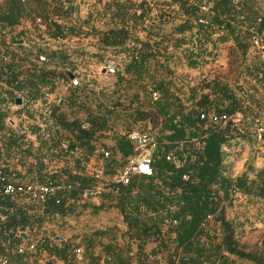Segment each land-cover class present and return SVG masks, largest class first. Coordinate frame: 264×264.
I'll return each instance as SVG.
<instances>
[{
    "label": "trees",
    "instance_id": "16d2710c",
    "mask_svg": "<svg viewBox=\"0 0 264 264\" xmlns=\"http://www.w3.org/2000/svg\"><path fill=\"white\" fill-rule=\"evenodd\" d=\"M202 4L211 13L207 24L197 22ZM98 17L100 26L90 14L80 19L73 0H0V168L19 182L69 187L57 203L0 195V254L7 256V264H37L40 255L64 264H155L158 255L166 264H199L220 260L227 252L246 264H264V219L258 237L246 242L227 215L240 197L264 201V163L255 167L249 162L233 173L242 142L254 143L245 119L264 114V63L257 53L247 61L250 28L264 31V0H104ZM226 43H231L228 64L236 78L245 74L262 86L261 96L237 80L231 84L214 77L190 86L174 74L170 63L183 59L189 68L200 67L215 60ZM40 54L45 60H39ZM109 60L116 86L134 79L158 91L149 109L136 107L127 114L125 132L109 136L113 145L104 141L109 118L125 105L112 100L115 86L104 93L84 68L94 61L100 69ZM66 71L79 79L78 85H71ZM60 88L66 92L63 101L71 111L83 112L84 119L68 118L58 105L61 97L47 101ZM201 113L207 116L201 119ZM210 113L229 120L212 122ZM15 115L22 119L12 126L8 119ZM35 117L40 120L23 119ZM140 122L146 129L133 128ZM133 129L148 130L157 140L152 174L133 175L127 184L113 182L116 170L134 153L127 137ZM27 132L35 136L34 149L25 143ZM61 141L74 151L63 150ZM14 155L24 169L16 167ZM45 155L65 160L50 173L42 162ZM89 162L94 165L90 171ZM94 187H102L97 205L87 202L92 196H83ZM80 199L85 201L80 204ZM76 204L94 212L115 208L124 225L121 242L116 227H97L75 242L42 229L74 212ZM32 242V250L17 252Z\"/></svg>",
    "mask_w": 264,
    "mask_h": 264
},
{
    "label": "rangeland",
    "instance_id": "374dc122",
    "mask_svg": "<svg viewBox=\"0 0 264 264\" xmlns=\"http://www.w3.org/2000/svg\"><path fill=\"white\" fill-rule=\"evenodd\" d=\"M260 1L262 2L263 0H260ZM73 2L74 4H76L77 15L78 17H80V19L90 14L93 16V19H94L93 22L96 25H99V26L101 25L100 18L98 16H100L101 7H102V3L104 2V0H73ZM83 41L86 42V40H72V42H78V43L83 42ZM230 45L231 43H226V44L221 45L215 56V60H213L212 62H209L208 64H204L200 67L189 68L186 66L183 59H177L178 62L176 63L175 66L172 63H170V65L174 71V74L179 79V81L182 83L188 84L190 86L198 82H201L202 80H211L212 78L217 77L221 80L230 82L231 84L237 80L244 85L245 89H249L255 95V97L261 96L263 94L262 86H259L256 82L246 77L245 74H242L238 78H236V72H235L234 66H230L228 64V59L230 58V55H229ZM176 54L177 56L180 55L178 54V52H176ZM258 57L259 56L256 54V51L253 48H249L248 53H247V59H248L247 61L256 59ZM259 58L261 59V57ZM100 65L101 64L95 63L94 61H88L85 64L84 68L90 75L89 77H93V79H97L96 88L98 87L102 89L104 93L106 94H109V92L111 93V91L114 89V86H115L117 91H114L111 94L112 100L117 98L118 101H120V103L125 105L124 109H120L118 106V108L120 109L117 112L118 114L113 115L109 118V124L111 127L109 130H107L109 131V133L104 136V137L109 138V136H112L115 132H118V133L125 132L124 126L126 124V121L129 120V117H127V114L132 112V109L136 107H142L143 109H149L148 104L150 100L153 98H150L148 94V91L150 89L149 84L145 86V84L143 85L141 82L135 81L134 79L133 80L130 79L131 81H126L116 86L114 84L112 75H104L102 77L100 76L101 74L100 72L102 69V67L99 69ZM162 73L163 71L160 70L158 74L160 75ZM65 95H66V92H64L60 88V90H57L55 94L50 95L47 101L49 102L56 101L57 97H61L63 99ZM136 95H137V98H136ZM100 99H101V96H100ZM104 104L107 107L112 106V104L107 101ZM60 106H61V111H63L68 118H72L74 115H78V117H80L81 119H84L83 112L77 113V112L71 111V107L68 106V104H66L63 100ZM36 107L37 109H39L38 104H36ZM10 109L14 110L16 109V107L10 106ZM260 114L261 115L259 116L264 117L263 113H260ZM21 119H22V115L20 116L15 115L13 116V119H12L14 123L13 124H11L10 122L9 123L10 125L15 126V121H19ZM23 119L24 121H27L30 123L40 120L39 118H36V117L29 118V119L23 118ZM136 126L137 127H133V128L146 129V122L137 123ZM149 127H151V125H149L148 128ZM249 131L251 133L252 131L251 127ZM25 143L26 145H28L30 149H34L36 146V139H35L34 134L27 132ZM242 144H243L242 149L238 150L239 157L233 168L234 174L240 173L241 171L239 170L241 169L243 170L246 167V165L249 163V161L252 160V156H253L252 143L248 144L244 141L242 142ZM236 149H239V147L237 146V148H235V151ZM13 157H14L13 160L17 165L16 167L24 169V167L18 164V162L16 161L17 156L14 155ZM49 158H50V155H45L42 158V162L44 165H46L47 167L46 170L49 171L50 173L54 172L55 169H58L62 165L63 161L65 160V158H59V159L53 158L52 160H50L51 158L50 159ZM44 159L47 160L46 164H45ZM262 164L255 165L254 163H252V165H254L255 167H259ZM92 168H94V165L92 164V162L91 163L89 162V165L87 166L88 171H90ZM79 201L81 204L85 200L80 199ZM87 202L97 205L100 202V196L90 198L87 200ZM258 203L260 204L261 201ZM77 205L79 204H76V206ZM260 206L264 207V204L263 205L260 204ZM44 227L45 228H42V229H46L47 232L54 231L62 235L64 238L69 239L70 237L71 238L73 237L72 241L74 240V242L80 238V235L84 233H90L93 229L97 227L98 228L99 227L100 228L101 227L102 228L103 227H116V229L115 228L113 229L115 230V233L117 235L116 238H118V241L121 242L119 235L124 230V225L121 221V216L119 215L118 211L115 208H107L102 211L94 212L89 207L83 208L80 206H77L74 212L66 216L56 217L53 220L48 221L46 224H44ZM75 237H78V239L76 238L77 240H75L74 239ZM98 250L99 248L97 246L94 252H98ZM75 255H76L77 260H80L81 258V248L80 247L75 248ZM48 259H49L48 256L40 255L38 256L36 261H37V264H64L63 262L59 260H53L52 263H49ZM154 263L155 264H166L163 257H160L159 255L155 257Z\"/></svg>",
    "mask_w": 264,
    "mask_h": 264
},
{
    "label": "built area",
    "instance_id": "2783aa9c",
    "mask_svg": "<svg viewBox=\"0 0 264 264\" xmlns=\"http://www.w3.org/2000/svg\"><path fill=\"white\" fill-rule=\"evenodd\" d=\"M211 17V13L206 5L202 4L199 6L197 22L201 24H207ZM260 21V18L257 19ZM250 46L256 51V53L261 57L264 63V31L261 33L257 30L256 27L252 26L250 28V36H249ZM40 61L45 60V56L40 54L38 56ZM104 74L112 75L115 70V65L113 60H109L105 66ZM102 67V68H103ZM71 85H78L79 79L77 77H72L70 79ZM151 96L153 100L157 99L158 91L150 89ZM207 116L205 113L200 114V118L203 119ZM209 119L212 122H226L229 120V117L225 114L218 115L216 113L208 114ZM233 120H238V116L233 117ZM248 123H250L252 127L253 133V154L260 155V152L264 149V118L261 116L256 117H247L245 119ZM129 141L132 143L134 147V153L128 157L127 161L121 165L114 175L112 176V181L121 184H127L130 182L133 175H151V160L152 154L157 146V140L153 133L148 130H131L127 135ZM60 147L72 153L74 150H69L66 141H61ZM103 155L108 157L110 152L107 149H103ZM169 159V156H166ZM47 162L46 160H44ZM186 178V176H183ZM69 187L61 185L59 183H53L48 181L47 183H39V182H19L14 179L13 173L9 174L3 171L0 168V195H26L30 199L45 202L49 199H54L57 203L60 201L59 194L62 191H68ZM102 187H94L90 189H85L83 191V196H92L96 197L101 194ZM208 219L212 218V215H207ZM176 221L172 220V224H175ZM34 243H30L28 245H20L17 248L18 253H24L27 250H32L34 248ZM80 255V254H79ZM7 256L4 254H0V264H7Z\"/></svg>",
    "mask_w": 264,
    "mask_h": 264
},
{
    "label": "crops",
    "instance_id": "0c3cea01",
    "mask_svg": "<svg viewBox=\"0 0 264 264\" xmlns=\"http://www.w3.org/2000/svg\"><path fill=\"white\" fill-rule=\"evenodd\" d=\"M104 75L106 74L101 72L100 76L102 77ZM104 139L107 144H114L112 138ZM249 162L254 163L255 165L264 163V149L260 152L259 156L253 154L252 160ZM239 171H242V169ZM260 204L263 205L264 201H261ZM260 204L257 200H254L252 198L250 199L248 197H240L238 200L234 201L233 204H230V206L227 208V215L235 221L238 227V232L240 235H242L243 241H254L258 237L257 234L261 231L260 227L262 226V224L260 220L264 216V207H261ZM223 254L224 256L220 260L219 258H214V262H210L203 259L200 260L199 264H246V262L236 259L233 255L228 254L227 252H223Z\"/></svg>",
    "mask_w": 264,
    "mask_h": 264
},
{
    "label": "water",
    "instance_id": "95a60500",
    "mask_svg": "<svg viewBox=\"0 0 264 264\" xmlns=\"http://www.w3.org/2000/svg\"><path fill=\"white\" fill-rule=\"evenodd\" d=\"M101 72H102V73L105 72L104 67L101 69ZM66 73H67L70 77H72V75H71L70 72L66 71ZM62 100H63L62 98L59 99V102H58L59 105L62 103ZM15 104H16V105H20V104H21V98H20V97H17V98H16V100H15ZM9 122H10L11 124L14 123L12 119H9ZM21 235H22L23 237H25V234H24V233H21Z\"/></svg>",
    "mask_w": 264,
    "mask_h": 264
}]
</instances>
